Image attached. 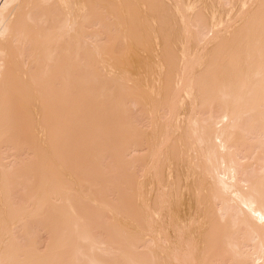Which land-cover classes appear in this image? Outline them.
Returning a JSON list of instances; mask_svg holds the SVG:
<instances>
[{
  "label": "bare ground",
  "instance_id": "1",
  "mask_svg": "<svg viewBox=\"0 0 264 264\" xmlns=\"http://www.w3.org/2000/svg\"><path fill=\"white\" fill-rule=\"evenodd\" d=\"M78 259L264 264V0H0V264Z\"/></svg>",
  "mask_w": 264,
  "mask_h": 264
},
{
  "label": "rangeland",
  "instance_id": "2",
  "mask_svg": "<svg viewBox=\"0 0 264 264\" xmlns=\"http://www.w3.org/2000/svg\"><path fill=\"white\" fill-rule=\"evenodd\" d=\"M95 69H96V68H95ZM97 69H99V68H97ZM136 71H137V70H133V72H132V71H131V72L133 73V75H134V74H138V75H135V76H138L139 78H142V76H143L142 72H141V74H140V72H138V71L136 72ZM141 75H142V76H141ZM120 95H121V94H118V97L123 98V96L121 97ZM91 98H92V96H90V99H91ZM120 98H119V99H120ZM90 99H88V100H90ZM91 100H92V99H91ZM104 100H105V99H104ZM90 102H91V104H90ZM102 102H103V101H102ZM105 102H106V100L104 101V104H107V102H106V103H105ZM89 105H90V106H89ZM99 105H100V104H99V102H98V103H97V108H96V107H95V106H96V103H95V105L93 106L92 101H89L88 106L90 107L91 110L94 109V111L92 110V114H93V115H94L95 113H97V111L99 110V109H98V106H99ZM92 106H93L94 108H91ZM100 106H101V105H100ZM103 106H104V109H105V107H106L107 105H106V106L103 105ZM85 108H86V107H85ZM99 108H100V107H99ZM90 109H87V110H88V111H87V110H84V108H83V110L81 109V112H83L84 115H87V114H88L89 117H92L93 115L91 114ZM95 109H96V110H95ZM97 109H98V110H97ZM104 109H103V110H104ZM87 112H88V113H87ZM135 112H136V114H135ZM132 113H133V118L135 117L136 121H137V119H140V120H139V123L143 126V124H142L141 122H144V121H145V118H143V117H145V116H144L143 114H139V111H137V110H135V109H134V111H133ZM80 114H81V113H80ZM90 114H91V115H90ZM98 114H100L99 111H98L97 115H98ZM81 115H82V114H81ZM81 115H80V116H81ZM135 115H136V116H135ZM141 115H142V116H141ZM93 117L95 118L96 115L93 116ZM100 117H104V115L102 114V110H101ZM136 117H137V118H136ZM97 118H99V116H97ZM142 119H143V120H142ZM146 119H147V118H146ZM140 121H141V122H140ZM70 122H73V121H70ZM145 123H146V122H145ZM71 125H74V124H70V126H71ZM141 125H140V126H141ZM144 125H145V124H144ZM142 126H141V129H143V130H144V128L147 129L146 127L143 126V127H144V128H143ZM84 127H85V128H84ZM84 127H83V129L86 130V133H84V137H83V138H85V139L82 138V136H83L82 133H81L80 135H79V134L77 135L76 132H73L74 134H70V137L72 136V138H73L72 141H71V142H72V145H71V143H69L70 145H69V144H68L67 146L65 145V146H64V150H67L65 147H67V148H68V147H71V148H72V146H73V148H74V151H78V150H79L78 153H77V152L74 153V154H73L74 156H71V158H72V157H75V155H78V157L81 159L80 161H77L78 159H77L76 157L73 158V160H71V158H68L69 160H68V159H67V160H68V162L71 160V161H72L71 163H73V166H74V167L76 166V168H77V165H78L79 169H81V170L84 172V175H83L82 173H81V174H82L83 177L85 178V172L88 173V170H87V169L90 167L89 165L91 164V163H89V162H86L87 164L85 163V161H86V160H85V159H86L85 156L87 155V153H86V152H87V148H86V146H87V144H88V140H87V139L90 140V138H91L90 135L92 134V136H93V135L96 133V130H95V131H94V130L92 131V127H91V126H87V125H86V126L84 125ZM87 127H88V128H87ZM89 127H90V128H89ZM86 128H87V129H86ZM95 129H96V128H95ZM108 130L111 131V129H109V128H108ZM65 131H66V130H65ZM68 131H69V130H68ZM68 131H67V134H68ZM87 131H88L89 133H87ZM90 132H91V134H90ZM92 132H93V133H92ZM94 132H95V133H94ZM101 132H102V131H101ZM103 132H104V133H107V131H106V132L103 131ZM108 132H109V131H108ZM65 133H66V132H65ZM75 134H76V136H73V135H75ZM102 134H103V133H102ZM59 135H60V133H59ZM87 135H88V136H87ZM100 135H101V134H100ZM85 136H86V137H85ZM74 137H75V139H74ZM79 137H80V139L82 138L83 140H82V139L80 140ZM74 140H75V141H74ZM76 140H77V141H76ZM73 141H74V142H73ZM85 141H87V142H85ZM78 142H79V143H78ZM81 142H82V143H81ZM73 143H76V144H75L76 147H74ZM79 144H80V145H79ZM82 144L85 145V148L83 147ZM77 145H78V146H77ZM80 146H82V148H81ZM77 147L80 148V149H78ZM71 148H70V149H71ZM76 148H77L78 150H77ZM60 149H61V150H59V152H60L61 154H63V153H62V152L64 151V150H62L63 148H60ZM68 149H69V148H68ZM82 149H83V150H82ZM71 150H73V149H71ZM84 150H85L86 152H85ZM84 152H85V154H84L85 156L83 155V157H85V159L81 156V154L84 153ZM135 152H136V153H135ZM135 152L129 153L128 156H127V155L125 156V155L123 154V157L125 156V158H128L127 160H130V158H133V159H134V158H140L141 155H143V154L145 153V151H143V152L141 151L143 154H142L140 151H135ZM137 152H139V153H137ZM132 154H134V155L131 156ZM140 154H141V155H140ZM80 156H81V157H80ZM68 157H69V156H68ZM111 158H112V157H111ZM111 158H110V159H111ZM83 159H84V160H83ZM133 159H131V160H133ZM73 161H74V162H73ZM75 162H76V163H75ZM106 162H107V161H104V167L107 166V165H106ZM143 162H144V163H143V165H144V164H145V161H143ZM71 163L69 162L68 165H70V166L72 167ZM74 163H75V164H74ZM77 163H78V164H77ZM79 163L82 164V165H84V167H83L82 165L80 166ZM100 163H101V162H100ZM138 163H139V161H138ZM141 163H142V162H140V165H141ZM146 163H147V162H146ZM96 164H97V163H96ZM92 165H94V166H91V167H90V168H92V170L94 169V171H97L96 169H99V165H98V164H97L98 167H96L95 164H92ZM102 165H103V163L101 164V166H102ZM86 166H87V167H86ZM88 166H89V167H88ZM112 166H113V164L110 162V166H109V163H108L107 168L109 169V167H110L111 169H113ZM136 166H137V167H135V169H137V170H136V173H135V174H136V176H135L136 179H135V178H134V179H135L136 181H137V179L140 181V180H141V175H140L141 172H140V171H142V169H144V168H143L142 166H141L142 168H140L139 165H137V164H136ZM147 166H148V164H147ZM85 167H86V168H85ZM102 167H103V166H102ZM138 167H139V168H138ZM144 167H145V165H144ZM90 170H91V169H90ZM137 171H139L140 173H138ZM90 172L92 173V171H90ZM87 173H86V178H85L86 180H87V179H88V180H89V179H92V178L94 177L93 175H95V174H92V176H93V177H92V176L89 174V177H91V178H87V177H88ZM95 176H96V175H95ZM139 176H140V178H138ZM90 181H92V180H90ZM139 181H137V182H139ZM133 182H134V183H133ZM133 182H132L133 184L137 185V184H136L137 182H136V183H135V181H133ZM135 185H134V186H135ZM134 186H133V187H134ZM134 188H135V187H134ZM19 189H20V192H19V193H15V194L18 195V196L15 195V197H17V199H16L17 204H18V202H19L20 196H21V198L23 197L22 200H23L24 202H25L26 198L29 196V195H27V194H28V191H29L28 188L25 189V193H23L24 195H23V194H20L21 192L24 191V188H23V190H22L21 188H19ZM15 190H16V192H17L18 188L15 189ZM27 190H28V191H27ZM29 194H30V192H29ZM24 197H25V200H24ZM112 198H113V199H112ZM112 198L110 197L112 203H116V201L114 200V197H113V196H112ZM17 200H18V201H17ZM126 202H127V201H126ZM21 204H22V202H21ZM21 204H20V205H21ZM126 204H127V203H126ZM50 208H51V207H50ZM50 208L47 209L48 212L46 211V214H47V215H45V216L42 217L41 219L37 218V221H36V219H35V220L32 219V221H30V220L28 219L27 221H30V223L28 222V224H27V222H26V228H27V231H28V229H30V231H28V233L30 232V234L27 233V234L29 235V236L27 235V237H28V241L26 240L27 238H24L25 236H24V237L22 236V238H20V240L23 239V238L25 239V242H22L24 245H26L27 242L29 243V242L32 241V240H33L34 244H37V243H39V242H37V241H40V245L38 244V245H39V246H38L39 249L36 247V245H33V248H34V249L37 248V250H41V251H39V252H43V250L45 249V247H47V246L49 245V244H48V243H49L48 240H50L51 238H53L52 236H48L47 233H45V235H44V234H43L44 232L42 231V228L45 229L46 226H49V227H50V225H49L50 221H51L52 219L56 218V217H53L54 215H53V213L51 212V209H50ZM50 212H51V213H50ZM52 215H53V216H52ZM46 216H47V217H46ZM50 216H52V217H50ZM55 216H56V215H55ZM48 217H49V218H48ZM43 218H44V219H43ZM45 218H47L48 220H49V219H51V220H49V222H48V220H46ZM104 218H105V217H104ZM104 218H103V217H100V219H99V220H100V223L103 222L102 220H105V223H102V224H101V226L103 225L102 227L98 225V224H99V220H98V224H97V220H96V219L94 220V221L96 222V225L98 226L99 229H100V227H101V229H104L103 227H105V226L107 227V226H108L107 224H109V221L111 222V220H106V219H104ZM107 218H108V217H107ZM38 219L41 220V222H39ZM108 219H109V218H108ZM43 220H44L45 222H44ZM35 221H36V223H37L36 226H38V225L41 223V224L39 225V229H40V231H38L39 234L41 233L40 235H39L37 232H35V234L33 233L34 230H35V226H34V225H35V223H34ZM94 221H93V225H95V222H94ZM38 222H39V223H38ZM42 222H43V223H42ZM31 223H32V225L34 224L33 227H32V225H31ZM29 224H30L31 226H30ZM27 225H28V227H27ZM42 226H44V227H42ZM110 226H111V225H110ZM40 227H41V228H40ZM98 228H97V229H98ZM39 229H37V230H39ZM48 229H50V228H48ZM107 230H108V233H107ZM110 230H111V228H110ZM51 231H52V232H51V233H48V234L53 235V230H51ZM95 231H96V230H95ZM95 231H94V232H95ZM97 231H99V230H97ZM97 231H96V235H97L98 239H99V238H102V237L105 238V239H106V238L108 239V237H109L108 234L110 235V231H109V229H106V231L103 230L104 232L102 231V233H101V231H99V232H98L99 235L97 234ZM36 233H37V236H36V237H37L38 239L35 238ZM100 233H101V234H100ZM104 233H105V235H104ZM106 234H107V237H105ZM30 235H31L32 238H34V239L31 238V240H30ZM54 235H55V233H54ZM54 235H53V236H54ZM39 236H40V237H39ZM47 237H48V240H47ZM54 237H55V236H54ZM103 238H102V240H103ZM24 239H23V240H24ZM35 239H36V240H35ZM107 239H106V240H107ZM29 240H30V241H29ZM21 241H22V240H21ZM47 242H48V243H47ZM50 242H51V241H50ZM28 243H27V244H28ZM34 246H35L36 248H35ZM140 250H142V249H140ZM35 251H36V250H35ZM37 252H38V251H37ZM66 257H67V255H66ZM69 259H70V258H69ZM72 259H73V258H72ZM81 259L83 260V258H81ZM66 260H67V259H66ZM70 260H71V259H70ZM67 261H68V260H67ZM70 263H71V261L69 262V264H70ZM79 263L82 264V261H80V260L78 259V264H79Z\"/></svg>",
  "mask_w": 264,
  "mask_h": 264
}]
</instances>
